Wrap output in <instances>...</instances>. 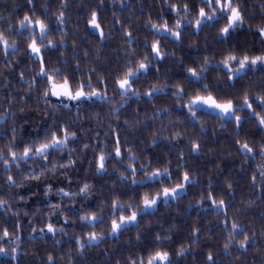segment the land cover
<instances>
[{"label":"trees","instance_id":"16d2710c","mask_svg":"<svg viewBox=\"0 0 264 264\" xmlns=\"http://www.w3.org/2000/svg\"><path fill=\"white\" fill-rule=\"evenodd\" d=\"M241 2L246 16L245 26L231 33L227 41L218 38L219 29L225 23L220 21L212 22L211 26L203 27L198 33L194 27H186L182 30L181 41L177 42L170 35L157 32L150 26L156 24L162 28L163 21L173 26L177 17L168 5L177 4V0H103L102 7L101 0H33L31 5L27 0H0V31L10 25L18 27V21L25 14L34 13V18L43 20L49 26L48 39L57 44L63 40L65 45L44 51L46 64L50 68H59L76 81L91 79L95 90L112 97L107 103L100 99L82 102L80 117L75 123V107L56 110V121L71 126L70 130L79 137L77 141L70 142L69 147L77 149L72 159H77L81 165L69 177L67 187L79 192L84 183L92 185L91 195L75 197L77 206L67 212L69 223L64 224V220L53 223L57 228L63 227L64 233L53 236L47 231H39L49 222L51 207L39 199L28 200L29 194L24 188L31 180L20 176L15 166L0 180V199L7 200L10 206L0 211V232L7 227L20 238L18 244L12 245L17 248L16 259L12 255H0V264H49V256L54 258L55 264H129L130 259L146 258L157 248L169 252L172 264H212L207 260L209 253L214 258V264H264V180L258 171L264 166L259 151L264 144V129L258 126L255 117L248 116L247 109L237 112V115L247 117L242 127L237 129L233 121L218 119L215 112L207 109L198 111L197 122L185 108L177 106L186 103L187 98L197 92L207 95L202 91L204 84L209 86L213 95L217 91L222 94L218 99H232L236 104L243 102L245 92L250 97L264 95V65L241 74L231 82L224 70L216 67L233 49L240 55L264 53V43L255 31L258 25L264 26L261 15L264 0ZM62 3L67 7H61ZM184 3L193 10L192 15L185 19L194 20L199 0H180L177 7H182ZM45 9L48 11L45 12ZM92 11L98 13L105 33L103 39L88 27ZM61 12L65 16L62 24L56 20ZM180 16L184 13L181 12ZM127 33H131L132 43L128 42ZM6 34L16 41L18 49H10L7 57L0 51V115L6 111L13 113L0 126V132L6 133L4 145L11 141L13 127L17 129L15 135L19 141L37 135L42 137L51 126L49 109L39 98L43 90L39 78H36L35 87L25 84V81L36 77L40 67L27 55L29 41L12 33ZM24 35L27 36V32ZM157 40L162 45L163 59L153 64L133 88L143 94L158 86L164 87V92L156 93L151 99L143 95L139 99L125 98L127 103H124L116 93L115 81L125 70V62L132 59L126 52L134 50L137 60L145 55L151 58L150 46ZM205 57L212 62L205 72L206 78L199 82L190 80L187 69L194 67L199 71ZM20 73L24 74V80L19 79ZM100 79L104 84L98 83ZM177 85L184 89V99L173 95ZM122 103L123 108L120 107ZM113 108L117 111L113 112ZM253 108L262 112L256 103H253ZM176 132L181 133L180 138L168 139ZM117 136L124 163L121 165L112 161L106 165L108 174L97 176L90 162L98 151L82 155L80 149L85 142L95 144L97 149H114ZM153 140L156 141L154 145ZM238 140L241 143L247 141L254 152L245 154L238 151ZM193 142L200 145L199 151L191 150ZM128 149L132 151L128 152ZM131 156L136 159H129ZM61 159L66 163L67 154H62ZM34 163L22 164L21 170L32 167ZM129 163L138 170L137 180H142L144 175L156 169L168 167L173 180L179 182L187 171L194 182L180 198L167 204L161 201L155 210L138 217L139 227L130 226L116 237L106 236L99 246H88L81 252L77 239L93 231L110 232L113 200H119L125 206L134 203L135 210H138L143 193L159 189L160 184L156 182L150 181L145 187L119 181L120 172H125L129 181L132 179L125 171ZM141 165L146 166L142 174L139 173ZM62 169L57 170V181L63 174ZM39 171L36 168V172ZM0 172H3V165H0ZM8 175L16 179L17 187L5 185ZM254 175L255 183L252 180ZM165 186L174 185L166 182ZM61 187L58 181L57 188ZM210 191L217 201L224 200L226 208L223 213L213 209L208 200L201 203V197H206ZM21 196L25 199L21 200ZM85 212L102 215L104 223L95 227L82 225L79 217ZM121 214L130 213L117 215ZM232 223L239 225L242 231L234 233V243L225 250ZM33 228H36V233ZM157 235L161 237L159 242L156 241ZM245 236L249 240L245 248H241L239 245ZM0 247L9 248L8 241L0 240ZM181 247L187 249L183 256L177 255Z\"/></svg>","mask_w":264,"mask_h":264},{"label":"snow or ice","instance_id":"6c2138e0","mask_svg":"<svg viewBox=\"0 0 264 264\" xmlns=\"http://www.w3.org/2000/svg\"><path fill=\"white\" fill-rule=\"evenodd\" d=\"M31 5L33 0H27ZM167 2V0H165ZM180 3V0H177V4ZM200 6L196 9V16L194 20L185 19L187 16L192 15V9L187 3H184L182 7H177V4H169V10L174 13L177 17L176 22L173 26H169L167 21H163V27H158L156 24H151L150 26L155 29L157 32L163 31L164 33L170 35L172 39L177 42L181 41L182 30L186 27H194L195 32H200L205 26H211L212 22L219 23L220 21H225L224 25L219 29L218 38L224 41H227L230 37V34L237 31L238 29L245 26L246 16L244 14V7L241 0H199ZM103 6V0H101V7ZM61 7L66 8V4H61ZM262 17H264V2L261 3ZM48 9H45L47 12ZM183 12L184 16H180V13ZM35 14L32 15L25 14L22 19L18 21V27L12 25L8 29L0 31V51L3 52V55L7 57L9 55V50L16 51L18 45L14 39H11L10 35L7 33H12L16 36L21 37L22 39L28 40L27 45V55L34 61L37 62L40 67L39 71L30 81H25L26 85H31L32 87L36 86V78L40 80L42 85V98L46 107L49 109V116L51 117V126L48 127L41 137L37 135L35 137H29L28 140H17L15 135L17 129L13 127L11 129L13 135L11 141L7 144H3V139L6 136V133L0 132V165H3V172H0V180L3 179V176L11 170L13 166L18 170L20 176H24L25 180H35L40 181L42 178L46 177L47 172H52L53 176L51 179H56L55 173L60 168H65L69 170H75V161L72 159V156L76 154V148H70L69 143L75 142L79 139L76 132L70 130L71 126H64L62 123L56 121L57 109L66 110L72 107L77 109L76 117L73 121L75 123L79 120L80 117V106L84 101H93L94 99L99 98L102 102H109L112 97L107 96L106 93H101L100 91L95 90L92 87L91 79L87 82L85 81H76L71 78L69 75H66L61 72L59 68L49 67L46 64V57L43 55V52L50 49H55L57 47H64V41L61 40L59 44L48 39L50 28L45 22L39 18H34ZM65 19L64 13L61 12L59 16L56 17L58 23H63ZM183 21V23H182ZM88 27H90L94 32H97L101 39L105 37V33L101 28L99 23L98 13L92 11L90 18L88 20ZM252 30L251 28L249 29ZM37 31L39 35H37ZM255 31L259 34L261 42L264 43V26H257ZM27 32V36L24 33ZM127 40L129 43H132L131 33H127ZM11 39V43L9 42ZM45 40H48L47 43H44ZM162 45L160 42L154 41L150 46V52L152 53L151 58L148 55H145L143 59H136L135 51L126 52V55L130 56L132 59L125 62V70L119 75L115 81L116 93L121 97V100L124 103H127V99L131 97H136L137 99L141 96H147L151 99L156 93L164 92V87L153 86L149 91L145 93H140L133 88L134 84H138L142 76H146L149 72V69L163 59V54L161 53ZM87 55V53L85 54ZM212 62L205 57L203 64L200 66L199 71L197 68L189 67L187 69L188 78L190 80H195L197 82L205 79V72L208 69V66ZM258 65H264V53L259 55H249L244 53L243 55L237 54L235 50L229 51V53L220 61L217 68H222L225 72L227 80L229 82L233 81L241 74L246 73L247 71L256 68ZM79 65H77V68ZM94 71V70H93ZM82 75V74H81ZM20 80H24V74L20 73ZM98 83L104 84L102 79L98 80ZM7 87V86H5ZM166 87V86H165ZM89 89L86 91L85 89ZM202 91L208 93L207 95H201L197 92L195 95L188 97L187 102L182 105H177L178 107H183L187 110V113L191 116L193 120L199 122L197 117V112L204 109L209 110L210 112H215L218 119H228L235 123L236 128L240 129L242 127V122L247 119V117H242L237 115L238 111L248 110L249 117H255L258 126L261 129H264V95H258L255 97H250L247 92L243 96V102L236 104L232 99H223L222 94L217 91L216 95H213L209 90L207 84L202 85ZM173 95L177 99H184L186 93L184 89L179 85L176 86V90L173 92ZM23 99V97H21ZM55 101V102H54ZM253 103L257 104L262 112H257L253 108ZM11 105V101L9 102ZM123 103L120 105L123 108ZM23 111V109H21ZM113 112H116L117 109L113 108ZM166 111V110H165ZM13 115L12 112L6 111L4 115H0V126L5 124L7 118ZM99 136V133L96 134ZM181 137L180 132H176L172 137L168 139H178ZM153 145L156 143L155 140L152 141ZM239 145L238 151L245 154H252L254 148L249 145L247 141L241 143L237 141ZM200 145L196 142L192 143V151H199ZM22 149V150H21ZM88 151L96 153L98 155L93 156V162H90V167L94 166L95 173L97 176L107 175L108 167L106 165L111 164L112 161L123 165L124 156L122 154V148L120 145V138L117 136L115 138V147L114 149L99 148L95 144L90 142H85L83 144V149H80L82 155H86ZM131 152V149L127 150ZM261 158L264 159V144L259 148ZM67 154V163H64L61 159L62 154ZM182 158V154H181ZM131 160H135V156L129 157ZM55 161V162H54ZM30 162H35L32 167L21 170L22 164H29ZM36 168H39L40 171L37 173ZM115 170V169H113ZM125 171L132 177L128 180V175H125V172H120L117 179L119 181H127L130 186L134 185H143L145 187L149 186V182H156L160 184V187L155 192H144L141 196V206L136 209L134 203H130L127 206L120 203L119 200H113L111 203V223H110V232L108 233H97L95 231L87 233V235L82 239H77L76 243L79 245L80 251L82 252L85 247L88 246H99V243H102L106 236L116 237L118 234H122L124 231L128 230L130 226L139 227L138 217L147 214L150 210H153L158 205V202L163 201L167 204L170 200H176L180 198V194L184 192L189 185L194 182V178L190 177L189 173L185 171L182 177L179 178V182L173 180L172 173L168 167H165L163 170L156 169L150 174L144 175L142 180H137L135 177L138 175V170L131 163L127 165ZM146 171V166L141 165L139 173L142 174ZM259 175L262 180H264V166H261L259 169ZM25 172L27 175L25 176ZM65 179L69 180L70 178L67 175V172L62 174ZM253 183L256 182V176L252 177ZM166 182H171L174 186H165ZM8 187H17L16 179L12 175L7 176V181L4 182ZM92 185L89 183H84L82 187L79 188V192H70L65 191L63 187L56 190V194L61 197L63 201L64 197H69L74 199L77 195L82 197H87L91 195ZM231 188V185H229ZM53 191L52 184H47L44 188V194L47 196ZM21 200L25 198L20 197ZM204 200L210 201V205L218 213H223L226 208L225 202L223 199L219 201L213 196V193L210 191L207 196L201 197V203ZM52 211L50 212V217L62 214L65 210L61 207L60 203L52 204L49 201ZM8 201L0 199V211L8 209ZM128 212V215H117L118 213ZM80 223L82 225H91L93 227L97 224L104 223V217L95 212H85L84 215L79 217ZM69 223V218H64V224ZM227 228V224H225ZM232 232L229 233V240L225 243L224 248L227 250L229 246L234 243V233L237 231H242L240 226L236 223L231 224ZM17 231H19V224H17ZM36 229L33 228V232ZM39 231H47L52 233L55 236L57 233H64V228H57L52 222H48L45 227L39 229ZM198 231V230H196ZM195 235V231L193 233ZM19 235L11 233L7 227L3 228L0 232V240H7L9 243V248L0 247V254H11L13 259H16L17 248L12 247L13 244H18ZM139 240L140 237L137 236ZM164 239H168L165 237ZM249 237L245 236L244 240L240 242V247L245 248L246 242H248ZM156 241H161V237L157 235ZM59 243V241H57ZM185 247H181L177 253L179 256H183L186 252ZM49 264H55L54 258L49 256ZM207 260L214 264V258L211 253L208 254ZM129 264H172V259L170 254L166 250L157 248L156 250L150 252L147 257H139L138 259L131 260Z\"/></svg>","mask_w":264,"mask_h":264},{"label":"rangeland","instance_id":"374dc122","mask_svg":"<svg viewBox=\"0 0 264 264\" xmlns=\"http://www.w3.org/2000/svg\"><path fill=\"white\" fill-rule=\"evenodd\" d=\"M97 99H99V98H97ZM80 165H81L80 161L78 162V160L76 159L75 160V170H69V169L63 168L62 169L63 170L62 173L67 172L68 177H71L72 173L74 171H76L77 169H79ZM57 174H59V171L58 172L56 171L55 176ZM52 176H53V173L49 171V172L46 173V177H48V178H42L40 181L31 180L26 185L24 190H25V192L27 194H29V199L28 200L39 199L41 203H48L49 204V201H51L52 204H56V203H60L61 204V207H63L65 209L63 211V213L62 214H58L56 216H52V217H50V214H49V217H48L49 222L57 224L61 220H64L65 217L68 218V215H67L68 214L67 213L68 210H70L72 208H75L77 206V204H76V199L75 198L72 199V198H69V197H64L63 201H62L61 197L56 194V190L59 189V188H57V182L58 181H59V183H61V186L64 187L65 191L74 192L72 189H69V187H67V186H69V184H66L68 179H65L64 176L62 175V176H60V180L57 181V177H56V179H51L50 177H52ZM47 184H52L53 191L51 193H49L47 196H45L44 188H45V186ZM184 192H182V193H184ZM160 202H158V204ZM157 206H156V208H157ZM155 209H153V210H155ZM153 210H150V211H153ZM51 211H52V209H50V212ZM36 232H37V230L35 231V233ZM41 233H43V232H41ZM12 247H14V246H12ZM0 255H5V254H0ZM8 255L11 256V254H7V256Z\"/></svg>","mask_w":264,"mask_h":264}]
</instances>
